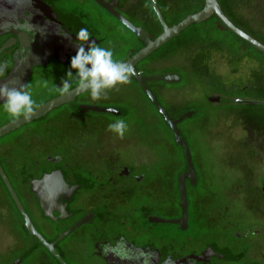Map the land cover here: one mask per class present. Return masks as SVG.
<instances>
[{
  "label": "flooded vegetation",
  "instance_id": "obj_1",
  "mask_svg": "<svg viewBox=\"0 0 264 264\" xmlns=\"http://www.w3.org/2000/svg\"><path fill=\"white\" fill-rule=\"evenodd\" d=\"M167 1L175 11L178 0ZM182 1L191 8L187 16L205 7L204 0ZM217 2L223 11L226 1ZM157 5V0H0V64H8L0 83L31 85L32 98L39 109L64 96L57 87H62V80L67 78L77 50L76 34L81 28H87L100 47L110 49L115 60L126 63L147 44L115 15L143 29L153 41L163 33L155 11ZM180 21L165 23L172 27ZM206 22L196 25H202L208 37L219 27L224 29L212 18ZM175 39L134 67L171 121L190 110H195L192 117L198 113L194 106L178 114L165 107L160 96L162 88L157 83L167 82L153 80L175 75L171 69L161 72L160 62H156L160 61L157 53L168 46L172 48ZM202 54L207 60L203 57L200 63L212 71L205 80L210 92L204 95V102L221 104L215 98L222 97L230 111H235L236 105H248L247 98L237 103L235 94L246 93L250 86L222 84L211 75L218 62H211L208 51ZM151 64L157 72L147 69ZM236 71L232 73L234 78L238 77ZM76 88L74 80L72 91ZM175 93L171 94L174 101ZM141 101L169 131V146L146 148L138 146L140 142L133 137L135 130L133 136L127 130L123 139L108 131V125L118 119L131 128L130 108L139 111ZM98 108L118 109L119 113L101 112ZM19 119L11 118L0 100V129ZM138 127L141 137L151 135L158 141L162 134L158 127L146 133L145 123L139 122ZM260 135L254 133L250 147L243 148L237 156L241 160L238 167L229 163L233 170L244 173L241 178L236 174L234 180H228V187L235 188V192L243 188L245 194L234 195V209L223 203L214 207L222 218L234 214L231 236L226 237L220 227L199 234L194 224L205 215L202 208L206 202L215 197L221 203L224 198L227 180L222 167L226 164L217 163L220 192L203 195L209 187L206 174L185 140L192 152L194 173L184 181L186 219L179 222L183 221L181 179L189 172L184 148L176 146L168 121L137 76L99 100L83 92L0 137V264H264V181L258 185L247 172L254 174L258 145H264V135ZM231 139L241 142V136L236 134ZM131 140L139 144L130 146ZM178 150L182 162L177 160ZM52 176L59 178L58 187L45 184L44 180ZM120 203L125 209L124 204L130 207L125 211L114 209ZM79 223L82 224L76 227Z\"/></svg>",
  "mask_w": 264,
  "mask_h": 264
},
{
  "label": "rangeland",
  "instance_id": "obj_2",
  "mask_svg": "<svg viewBox=\"0 0 264 264\" xmlns=\"http://www.w3.org/2000/svg\"><path fill=\"white\" fill-rule=\"evenodd\" d=\"M157 1L158 5L156 7L169 24L183 20L191 13V8L185 1L178 0V7L175 11L172 10L174 5H170L167 0ZM227 13L229 14L228 17L238 28L241 26L245 32L247 31V34L258 38L264 43V0H242L231 8L227 7ZM202 27V25L189 27L184 33L176 37L172 44L173 47L170 48L172 50L168 49L170 47L168 46L157 53L160 56V61L156 62H160V65L157 64L155 67L158 68L160 66L161 72L171 69L175 75L181 77L180 83H157V86L162 88L160 90L161 99L164 101L162 104L165 107L172 108L176 114L182 113L191 106L198 107V113L194 117L181 122L179 127L188 140L192 152L198 156V162L202 163V172L206 174L204 177H206L209 187L204 191L203 195L212 196L220 192L216 182V180L219 182L216 174L219 167L217 163L226 164V167H222L225 168L227 180L224 193H222L224 198L221 203L215 197H211L206 202V207L202 208L204 211L202 214L206 215V219L203 220L205 218L204 215L202 218L204 223H202L201 219L199 220L200 222L196 221L194 231L199 234H206L210 229L220 227L224 229L225 236L230 237L231 234L229 232L233 229L231 225H233L235 219L234 214H231L232 212L226 214V216L223 214L225 217L222 218L214 207L224 204L234 209V195L245 194L243 188L237 189L235 192V188L230 189L228 187L230 186L229 181L234 180L236 174L241 178L242 173H244V171L233 170V166H229V163H233L238 167L241 160L237 156L242 154L243 148L250 147L251 136L254 133L258 136L260 134V136L264 135V106L236 105V110L230 111L228 106L223 104H206L204 95L208 94L210 89L205 84V80L212 71L209 68L206 69L200 61L202 62L203 57H207L202 54L203 51H208L211 62H218L214 74H211L215 76V79L222 84L235 82L239 88L250 86L249 91L246 93L242 92L240 94L241 97L236 98L238 103L242 98H247L248 101L264 100V56L245 43L236 40L232 34L221 27H219V31L213 32L214 34L211 37H208ZM210 27L211 25L208 28ZM166 49H168V52ZM153 67L154 65L151 64L150 68L147 67V69L153 70ZM235 70L238 72V77L236 78L232 76ZM128 90H131V88L128 87ZM174 92H176L175 101L171 99V94ZM139 108V111L130 108L131 116L128 119L132 127L128 129V133L129 136H133V130H135L136 133L133 137L140 144L135 143V140H131L130 146L136 144L146 148L169 146L170 133L160 119L157 118L155 112L149 108L145 101H141ZM138 121L146 124V133L152 130L151 128L158 127L162 133L158 141L154 137H149L151 135L141 137L143 134L138 132ZM235 134L241 136V142H234L235 140L231 139V136ZM245 136L248 137L247 140L243 139ZM258 146L260 150H258L256 156L257 165L254 167V174L252 175L250 170L247 172L250 178L252 176L253 180H256L257 184L260 185L261 181H264V177H262L264 175V145L259 144ZM177 160L178 162L183 161L179 150ZM122 206L123 204L120 203L115 205L114 209L122 208L125 211L128 209L127 207H130L128 203L124 204L126 209ZM206 211L209 213L206 214Z\"/></svg>",
  "mask_w": 264,
  "mask_h": 264
},
{
  "label": "clouds",
  "instance_id": "obj_3",
  "mask_svg": "<svg viewBox=\"0 0 264 264\" xmlns=\"http://www.w3.org/2000/svg\"><path fill=\"white\" fill-rule=\"evenodd\" d=\"M76 40L77 50L71 58L67 78L62 80V87H57L61 95L72 94L74 80L77 82L76 91L89 93L92 100L106 97L108 92L119 91L120 85L131 83V77L135 75L133 66L115 60L110 49L100 47L92 40L87 28H81L77 32ZM7 67V62L0 64V77L5 75ZM72 70H75V75ZM44 86L47 87V81ZM0 100H3L4 111L13 119H31L39 107L32 98L31 85L14 86L12 81L0 83ZM127 130L128 125L123 119L108 125V131L120 139L124 138Z\"/></svg>",
  "mask_w": 264,
  "mask_h": 264
},
{
  "label": "water",
  "instance_id": "obj_4",
  "mask_svg": "<svg viewBox=\"0 0 264 264\" xmlns=\"http://www.w3.org/2000/svg\"><path fill=\"white\" fill-rule=\"evenodd\" d=\"M205 1V7L203 8L202 11L189 15L186 18H184L182 21H180L178 24L168 27L163 19L162 14L160 11L155 7V11L157 13V16L159 20L161 21L162 27H163V33L156 38L155 40H150L148 34L140 28L134 27L132 24H130L128 21H126L124 18H122L119 15L117 16L126 26H128L142 41H144L147 45L145 48L140 50L137 54H135L129 61L126 62V64H131L133 68L142 60L146 59L149 57L153 52L157 51L164 45H166L169 41L174 39L175 37L179 36L182 34L186 29L189 27L196 25V24H202L209 19H211L214 15L220 20V22L227 28L229 29L233 34L241 38L243 41L247 42L248 44L252 45L255 47L258 51L262 52L264 54V44L260 43L256 39H254L252 36L244 32L242 29L238 28L236 25L232 23V21L223 13L221 7L219 6L217 0H204ZM115 14V13H114ZM135 75L137 76L138 80L140 81L142 87L146 91L147 95L153 102V104L158 108V110L161 112L162 115L165 116V119L168 121L175 137L177 140V143L184 148L185 156L187 159L188 167H189V172L182 177L181 179V207L183 209V221H179L181 223H184L186 219V193H185V185L184 181L187 177L193 176V166H192V160H191V153L189 146L187 145L186 141L184 138L181 136V133L178 129V124L181 123L182 121L192 117V115L195 113V110H190L189 112L185 113L181 118L171 121L170 117L168 116L167 112L163 109L161 105L157 102L156 98L153 96V94L147 89V87L144 84V79L143 77L138 76L136 73ZM153 80L156 81H165L170 84H177L181 82V77L178 75H170V76H164V77H155ZM83 92H78L76 90L72 91V94L69 95H64L62 97H59L55 100H52L51 102L47 103L46 105L42 106L41 108L37 109L35 111V114L31 117V119L25 120L24 118H21L3 128L0 129V137L6 135L10 131H14L15 129H18L19 127L35 120L38 119L45 114L49 113L50 111L54 110L55 108H58L59 106L68 103L72 99H74L76 96L80 95ZM215 101L217 103L223 104L226 100L222 97H217L215 98ZM248 105H262L264 106V100L263 101H247L246 102ZM98 111L101 112H108V113H114L118 114L119 111L118 109L113 108H98ZM2 173V171H1ZM6 181V179H5ZM45 184L51 187H58V182L59 178L52 176L48 177L45 180ZM7 182V181H6ZM50 184V185H49ZM50 187V188H51ZM14 195V194H13ZM15 197V195H14ZM82 223H79L76 227L80 226ZM29 227L31 228V224L29 223ZM74 227V228H76Z\"/></svg>",
  "mask_w": 264,
  "mask_h": 264
},
{
  "label": "trees",
  "instance_id": "obj_5",
  "mask_svg": "<svg viewBox=\"0 0 264 264\" xmlns=\"http://www.w3.org/2000/svg\"><path fill=\"white\" fill-rule=\"evenodd\" d=\"M225 1H226V4L223 3L222 8H223V12H224V14L228 17L229 14L227 13V7H229V8L233 7V6L235 5L236 0H225ZM228 18H229V17H228ZM212 19H213V20H216V22L220 23V24L224 27L225 31H226V32L228 31L230 34H232L236 40H238V41H240V42H243V43H245L247 46H249L250 48H252V49L258 51L255 47H253L252 45H250V44H248L247 42L243 41L241 38H239L238 36H236L235 34H233L229 29H227V28H226V27L220 22V20H219L215 15L212 17ZM229 19H230V18H229ZM230 20H231V19H230ZM206 23H207V22H206ZM234 24H235V23H234ZM239 28H241L242 30H244V28H242L241 26H239ZM244 31H245V30H244ZM246 32H247V31H246ZM252 37H253V36H252ZM254 38H255V37H254ZM258 52H259L262 56H264V54H263L262 52H260V51H258ZM240 94H241V93H240L239 91H236L235 99L241 97ZM247 106H249V105H247ZM179 125H180V124H179ZM178 128H179V130H180V127H179V126H178ZM181 136L184 138V140H187L183 134H181ZM176 146H177L180 150L183 149V147L180 146L179 144H176Z\"/></svg>",
  "mask_w": 264,
  "mask_h": 264
}]
</instances>
